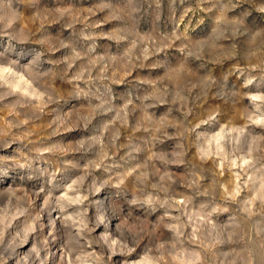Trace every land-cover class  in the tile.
<instances>
[{"label":"clouds","instance_id":"clouds-1","mask_svg":"<svg viewBox=\"0 0 264 264\" xmlns=\"http://www.w3.org/2000/svg\"><path fill=\"white\" fill-rule=\"evenodd\" d=\"M0 264H264V0H0Z\"/></svg>","mask_w":264,"mask_h":264}]
</instances>
